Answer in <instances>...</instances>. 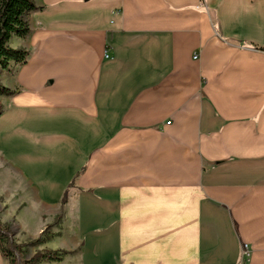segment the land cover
<instances>
[{
  "label": "crops",
  "instance_id": "0c3cea01",
  "mask_svg": "<svg viewBox=\"0 0 264 264\" xmlns=\"http://www.w3.org/2000/svg\"><path fill=\"white\" fill-rule=\"evenodd\" d=\"M33 2L0 74L2 222L61 215L40 264H264V0Z\"/></svg>",
  "mask_w": 264,
  "mask_h": 264
},
{
  "label": "trees",
  "instance_id": "16d2710c",
  "mask_svg": "<svg viewBox=\"0 0 264 264\" xmlns=\"http://www.w3.org/2000/svg\"><path fill=\"white\" fill-rule=\"evenodd\" d=\"M33 0H0V74L8 71L12 65L24 64L28 57V51L24 48H12L9 41L12 37L24 38L30 28L27 21L28 13L36 10ZM18 90H10L0 83V95L11 96ZM1 109V105H0ZM65 193L62 203H65ZM60 220L58 217L54 225ZM47 226L44 231L32 243L40 245L45 243L49 235ZM26 244H19L13 238L8 224L0 222V253L6 264H40L43 261L60 262L63 256L61 251L43 250L37 251L32 257L23 262Z\"/></svg>",
  "mask_w": 264,
  "mask_h": 264
},
{
  "label": "rangeland",
  "instance_id": "374dc122",
  "mask_svg": "<svg viewBox=\"0 0 264 264\" xmlns=\"http://www.w3.org/2000/svg\"><path fill=\"white\" fill-rule=\"evenodd\" d=\"M7 167H4V169H0V175H1V172L2 171H4V172H6L7 171ZM9 171V170H8ZM11 176H12V173L11 172H8ZM1 198L2 197H0V208H1V206H2V201H1ZM6 211V209L5 208H3V213H6L5 212ZM5 215V214H4ZM6 216V215H5ZM4 216L2 215L1 216V220H0V222L1 223H4V224H8L9 226H10V229H12V228H14V227H11V224H9V223H5V222H2V218H3ZM60 218V220L57 222V224H53L52 225V227L53 226H58V223L61 221V215H58L57 217H56V219L57 218ZM4 219V218H3ZM56 219H55V221H56ZM54 221V222H55ZM12 231V230H11ZM51 231H52V229L51 228H49V229H47V234L49 235L50 233H51ZM12 234H13V238H14V240L16 241V243H19V244H26V247H25V255H24V258H23V262L25 263L26 261H28L31 257H32V255L34 254V253H36L37 251H43V250H39V248H40V245H36V244H33L32 242L34 241V240H26L25 238L24 239H22V238H20L19 239V237H18V234H17V232H13L12 231ZM15 234V235H14ZM36 240V239H35ZM25 241V242H24ZM62 252V251H61ZM63 256H64V252H63ZM63 256H62V258H63ZM61 258V259H62Z\"/></svg>",
  "mask_w": 264,
  "mask_h": 264
},
{
  "label": "built area",
  "instance_id": "2783aa9c",
  "mask_svg": "<svg viewBox=\"0 0 264 264\" xmlns=\"http://www.w3.org/2000/svg\"><path fill=\"white\" fill-rule=\"evenodd\" d=\"M105 58H108V55H107V53L105 54V56H104ZM194 59H196V57H194ZM170 124V122H167L166 123V125H169Z\"/></svg>",
  "mask_w": 264,
  "mask_h": 264
}]
</instances>
